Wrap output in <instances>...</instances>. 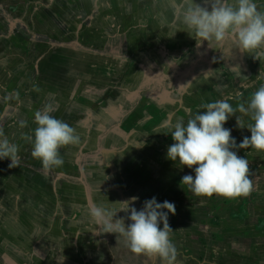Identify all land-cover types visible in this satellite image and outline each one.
Masks as SVG:
<instances>
[{"label": "rangeland", "instance_id": "rangeland-1", "mask_svg": "<svg viewBox=\"0 0 264 264\" xmlns=\"http://www.w3.org/2000/svg\"><path fill=\"white\" fill-rule=\"evenodd\" d=\"M196 2L210 7V0ZM255 3L264 12V0ZM179 4L0 0V130L19 149V166L0 161V264H160L132 253L117 234L92 231L89 205L133 196L138 210L153 196L174 203L168 223L176 264H227L230 241L253 249V258L263 250L264 232L216 224L240 219L250 197V217L264 215V151L236 149L248 161L247 195L196 196L179 184L191 170L166 159L173 141L165 132L202 103L246 106L264 84V55L253 59L231 39L210 49L182 30L168 37L169 25L182 27ZM44 106L75 130L88 125L97 145L63 147V165L45 170L27 140L36 128L33 114ZM236 116L251 121L237 111L224 125L239 143L250 132L235 126ZM35 225L45 236L43 250L30 238ZM237 232L243 235L231 238Z\"/></svg>", "mask_w": 264, "mask_h": 264}, {"label": "clouds", "instance_id": "clouds-1", "mask_svg": "<svg viewBox=\"0 0 264 264\" xmlns=\"http://www.w3.org/2000/svg\"><path fill=\"white\" fill-rule=\"evenodd\" d=\"M177 12L182 27L169 25L168 37L182 30L197 46L206 42L210 49H220L226 39H231L234 47L253 53V59L264 55L258 51L264 49V12L257 10L255 0H210V7L201 6L196 0H180ZM199 109L202 111L192 114L186 122L177 120L165 132L173 141L167 147L166 159L191 170L179 184L196 196L247 195L251 188L248 161L236 149L264 151V84L251 94L246 106L241 103L233 108L226 100H215L200 104ZM237 111L251 121L244 123L236 116L235 126L250 132L239 143L231 135L232 129L224 126ZM51 112L50 106L34 112L36 128L27 137L31 156L45 170L63 165L61 148L80 143L76 130ZM19 126L23 127L24 122L20 121ZM18 151V145L0 130V161L8 159L9 168L19 166ZM137 199L133 196L108 205H89L87 215L94 225L93 233L117 234L132 253L149 259L158 257L160 264H176L177 250L170 239L172 229L168 223L169 214L176 211L174 203L157 202L153 196L145 199L138 210L134 206ZM118 212L126 215L117 216Z\"/></svg>", "mask_w": 264, "mask_h": 264}, {"label": "crops", "instance_id": "crops-1", "mask_svg": "<svg viewBox=\"0 0 264 264\" xmlns=\"http://www.w3.org/2000/svg\"><path fill=\"white\" fill-rule=\"evenodd\" d=\"M82 130L85 131L84 135L82 133ZM76 131H77V134H79V136L80 135L84 136L83 138H80V143L78 145H76V146L83 148V151H85L87 148H89L91 146L97 145L98 140L96 139L94 134L92 132H90L88 125H83L80 130H76ZM87 133H89V134H87ZM73 146H75V145H73ZM262 198L264 199V191H263ZM248 202H249V200H248ZM250 202L252 204H254V198L250 197ZM252 204H250L248 208H247V206H245L243 208V212H242L243 217H242V215H239L240 219L230 218L229 220H223V217H220L217 220L216 226L220 227V229L222 231H223V228L228 227V225H229L232 228H233V226H235L238 229H243V230L248 229V231H253V234L254 233L256 234V232H258V231L264 232V215L260 214V215H257L254 217V215L252 214L250 217V215L248 214V209H250ZM247 217L249 219H252V222L245 225L244 220L247 219ZM32 225H34V224H32ZM37 227L39 228V226H36L34 228L30 238H31V241L33 239H36L37 241H35L36 242L35 247L43 250L44 245L42 244V242L44 241L45 236L40 233V230ZM242 235H243L242 232H237V234L234 236H231V238H238ZM259 243L261 244V241H259ZM225 247L228 251H230V257L227 260V262H228L227 264H264V248H263V250L259 249L258 251H255L254 253L257 255V257L253 258V255H252L253 249H250L247 246L245 248L240 249L233 244V241H230L227 245H225ZM230 258H231V260H230ZM235 258H236V260H240V261H234Z\"/></svg>", "mask_w": 264, "mask_h": 264}]
</instances>
